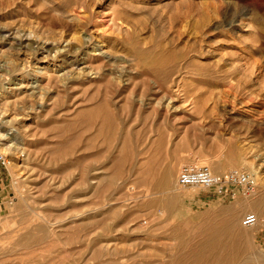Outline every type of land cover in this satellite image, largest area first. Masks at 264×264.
Here are the masks:
<instances>
[{"label": "rangeland", "instance_id": "374dc122", "mask_svg": "<svg viewBox=\"0 0 264 264\" xmlns=\"http://www.w3.org/2000/svg\"><path fill=\"white\" fill-rule=\"evenodd\" d=\"M0 132V264H264V0H0Z\"/></svg>", "mask_w": 264, "mask_h": 264}, {"label": "built area", "instance_id": "2783aa9c", "mask_svg": "<svg viewBox=\"0 0 264 264\" xmlns=\"http://www.w3.org/2000/svg\"><path fill=\"white\" fill-rule=\"evenodd\" d=\"M0 162L6 165L9 160L4 152L0 150ZM178 185L181 187L198 186L210 193L224 199H234L238 192L248 196L256 190V178L248 171L233 169L225 174H216L210 166L199 163L185 164L181 167L178 176ZM258 222L255 212H248L243 218L246 226Z\"/></svg>", "mask_w": 264, "mask_h": 264}, {"label": "bare ground", "instance_id": "6f19581e", "mask_svg": "<svg viewBox=\"0 0 264 264\" xmlns=\"http://www.w3.org/2000/svg\"><path fill=\"white\" fill-rule=\"evenodd\" d=\"M92 38V37H91ZM85 40H87V41H89L90 40V37L88 38V37H85ZM65 41V40H64ZM73 41V40H72ZM76 41H78L77 39H76ZM63 43V42H62ZM71 42H70V40H66L65 41V43H63V45L61 46V47H58L54 52V55L53 56H57V54H59V53H62V52H64V51H66L67 49H68V46H69V44H70ZM77 48H78V46H77ZM77 48H75V49H77ZM79 48H81V46L79 47ZM70 49V48H69ZM93 53V52H92ZM52 56V57H53ZM48 57V56H47ZM85 64V63H84ZM89 64V63H88ZM85 65V67H87V66H90V65ZM36 65V64H35ZM84 66V65H83ZM82 68H84V67H82ZM87 68H90V67H87ZM90 69H93L92 67L90 68ZM89 70V69H88ZM63 72V71H62ZM65 72V71H64ZM89 73H91V70L90 71H88ZM88 73V74H89ZM51 74V73H50ZM49 74V75H50ZM97 74V73H96ZM55 75V74H54ZM62 75V74H61ZM20 83V82H19ZM18 84V83H17ZM24 85H25V83H24ZM28 86V85H27ZM30 86V85H29ZM19 88H21V87H19ZM42 91V90H41ZM170 99H173V98H170ZM43 100V99H42ZM41 100V101H42ZM174 100V99H173ZM170 101V100H169ZM168 101V102H169ZM12 102V101H11ZM171 102H169V104H170ZM173 103V102H172ZM167 104V103H166ZM171 105V104H170ZM178 107V106H177ZM175 108H176V106H175ZM6 139V137H5V134L4 133H1L0 132V140H5ZM1 144H5V143H1ZM200 164V163H199ZM169 180L170 181H174V177H173V175H170V177H169Z\"/></svg>", "mask_w": 264, "mask_h": 264}]
</instances>
